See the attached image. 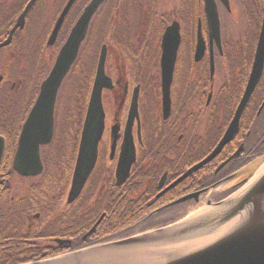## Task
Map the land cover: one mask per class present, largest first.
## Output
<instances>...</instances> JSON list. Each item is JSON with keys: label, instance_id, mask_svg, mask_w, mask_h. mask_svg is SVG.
Listing matches in <instances>:
<instances>
[{"label": "flooded vegetation", "instance_id": "obj_1", "mask_svg": "<svg viewBox=\"0 0 264 264\" xmlns=\"http://www.w3.org/2000/svg\"><path fill=\"white\" fill-rule=\"evenodd\" d=\"M82 1L76 0L67 17L68 20L72 18L78 8L76 17L72 18L73 23L66 28V19V25H63L61 32L65 31L66 36L91 0L83 3ZM109 1L105 0L97 16ZM111 1L114 4L113 12L117 10L115 17L112 16L113 20L135 22L132 30H128L129 34L133 31L134 35L145 38L150 35L154 21L164 20L169 24L164 29L160 28L163 37L167 28L176 22L180 27L181 46L171 86L170 113L167 116L164 113L161 73L156 84L150 77L153 58L150 57V63H147L139 55L133 56L138 66L134 76L140 82L131 89L129 73L124 64L126 60L123 52L119 51L121 54L117 61L123 65L120 70L117 69L118 77L113 79L114 88L110 90L115 92L117 107L110 120L106 113V127L99 147V159L105 158L106 164L114 166L116 171L121 148L128 133L129 114L135 102L137 113L130 133L136 146L137 159L139 160V152L151 145H158L163 149L159 159L148 157L146 153L147 159L141 169L151 177L146 179L140 194H146L148 199L153 197L158 201L157 211L167 207L174 197L182 198L202 193L198 198L194 197L177 206L183 211L198 207L202 199L209 194L208 191L214 188L205 203L223 200L249 179L243 176L250 162L264 155V68L231 141L208 164L189 174L176 186H172L213 154L235 118L249 84L264 29V0H208L211 4L209 7L213 5V40L210 39L208 24L212 13L207 10V0H177L174 2L177 4L171 8L165 7L166 0ZM18 5L14 6L15 9ZM6 6L5 0H0V9ZM18 11L20 14L22 9L16 10L15 14ZM0 15V29H6L2 32L3 34L6 31L3 37L5 39L15 26L16 19H8V15L4 13ZM217 20L219 39L215 29ZM24 30L16 31L11 46L17 41H22L20 32ZM200 33L205 41V48L202 50L198 48ZM185 39L186 46H183ZM118 43L129 48L123 41ZM147 45L153 49L150 44ZM108 47L111 49V46ZM108 61L109 49L107 63ZM236 154L238 155L235 157ZM230 159L232 160L227 163ZM225 163L227 164L223 166ZM234 180L237 181L236 184L225 186ZM154 181L156 185L151 192ZM218 193L223 198L219 199ZM54 198L58 199L56 207L60 211L66 210L64 204H60L59 197Z\"/></svg>", "mask_w": 264, "mask_h": 264}, {"label": "water", "instance_id": "obj_2", "mask_svg": "<svg viewBox=\"0 0 264 264\" xmlns=\"http://www.w3.org/2000/svg\"><path fill=\"white\" fill-rule=\"evenodd\" d=\"M37 1L31 0L29 2L25 11L19 17L15 28L11 31L9 38L5 42L0 43V48L9 45L13 33L19 27L23 28L26 16ZM75 1L70 0L64 8L52 32L49 45L55 44L64 20ZM103 2L104 0H92L86 7L61 48L49 75L40 86L39 96L23 125L13 160L12 168L20 176L33 177L43 172L40 147L50 144L53 139L55 105L60 88L79 55L80 47L88 34L92 18ZM209 5L211 4L207 0V10L212 13L208 24L210 28V39L213 40V5L212 7H209ZM215 24L216 35L219 39V21H215ZM180 43V27L175 22L166 30L162 38L161 76L164 113L166 116L170 113L171 86ZM198 48L200 50L205 48V41L201 33L198 38ZM106 56L107 49L103 47L84 121L79 153L68 195V204L74 203L80 197L97 163L98 147L105 129L102 93L104 88H112L113 86L111 79L105 74ZM263 67L264 29L260 37L255 63L244 98L221 144L212 155L191 169L190 172L186 173L173 186L189 174L209 163L231 141L238 130L240 117L261 78ZM136 113L137 107L135 102H133L127 124L128 133L121 148L116 170L118 186L123 185L127 181L131 168L136 162V149L130 133ZM4 153L5 139L0 136V167ZM197 195L187 196L173 204L185 202L192 196ZM223 206L226 207L222 209ZM215 208L220 209L218 217H213V214L198 218L194 217L195 220L193 218L191 221H187V223H181L180 226L178 224L159 229L150 234L134 236L109 244L83 249L68 255L26 264H264V170L258 173L238 194L215 205ZM243 214L245 216L241 222L233 224L235 226L230 230L224 231L223 234L213 238V231L215 229H223L225 227L224 225L230 224L232 220L233 222L239 221L238 216ZM101 220L102 218L96 226H98ZM95 229L96 227L86 236L93 233ZM174 230L176 231L174 232ZM175 237L187 238V240L181 243L198 240L201 243L185 251H179L177 247L181 243L173 244L174 246L169 245L170 239H174ZM207 238L209 240L205 241ZM159 239L167 241V245L161 247L162 249H155L156 251H160L159 253H148V250H141V248L132 249L133 247ZM64 242L69 243L68 241H59L61 244ZM165 247L170 248L164 251ZM171 247L175 250L170 251L169 249ZM98 250L107 251L97 255L95 252ZM142 258L145 260H141Z\"/></svg>", "mask_w": 264, "mask_h": 264}, {"label": "rangeland", "instance_id": "obj_3", "mask_svg": "<svg viewBox=\"0 0 264 264\" xmlns=\"http://www.w3.org/2000/svg\"><path fill=\"white\" fill-rule=\"evenodd\" d=\"M66 1L67 0H41L35 10L31 13L27 21L25 30L23 32H20V34H22V41L20 43L19 41H17L10 48L0 52V107H2L1 110L5 108V111H11L14 115L13 120L17 122H19V120L24 116L25 109L29 101L33 96L35 97L36 93L39 91L40 84L53 66L54 59L56 58L59 47L62 44L61 42H58L57 46H54L53 48H47L46 45L54 22L57 19ZM85 1L86 0H83L82 3ZM166 1L167 2L165 7L170 6L171 8L174 4H177L174 3L177 0ZM5 2L7 3V6L4 9H0V11H2L4 15H8L9 19L13 17V13L15 10L14 6H17L20 3L18 5V8L21 9L25 5L24 2L22 3V0H5ZM113 5V1L110 0L101 14L95 18L92 24L91 33L81 50L78 66L73 70L71 78L67 79L65 84L61 88L56 103V140L54 139V144L43 149V157L45 160H48L52 156L53 149H58L60 151H63L65 149L62 153L55 157V160L61 162H66L67 159H71V157L74 160L75 156H77L81 130L87 108V99L91 91L92 82L89 81L87 85L89 87L88 91L84 94H82L84 92V89H81L84 85L83 82L86 81L87 75L89 74L90 78L92 75H95L102 45L108 44L109 46H111L106 72L113 79H116L118 77L117 69L119 68L120 70V67H122L123 65H121L120 62L117 61L120 54L123 52L122 54L126 60L124 64L127 68V72L129 73L130 85L132 86L131 89L136 83L140 82L134 76L135 72L138 70V66L133 60V56L135 55H139L140 58L147 61V63H150V57L153 58V61H151V65H153V67H150V77L151 81H153L154 84H156V82H159L158 79L160 78V58L162 52L160 42L162 37L161 35L163 33L160 28L164 29L169 23H166L167 21L164 20L158 22L154 21L153 29L150 35L146 36L145 38L143 36L139 37L137 34L134 35L133 31L131 34H129L128 30H132V25H134L135 22L128 21L125 23L113 20L112 16L115 17V15L117 14V10L116 12H113ZM18 13L19 11L14 15L12 20L18 17ZM77 13L78 8L75 10V13L71 17H76ZM72 18L68 20L66 28H68V26L73 23ZM1 19L2 15H0V21ZM4 30L6 29H0V39L3 38L6 34V31L2 34ZM235 35L237 37L238 33H236ZM62 38H66L65 31L62 33L61 39ZM122 41L125 44L129 45V48L126 47V45L122 46L118 43H121ZM186 42L187 40L185 39L183 46H186ZM147 43L150 44L153 49H151L147 45ZM151 51L152 53H150ZM28 69L29 73L25 75L24 72ZM35 81L37 84L35 83ZM103 102L105 111L108 115V119L110 120L117 107L115 103V92L106 90L104 93ZM5 111L1 114L6 113ZM105 160V158L104 160H100L94 176L99 175L100 177V175H102V179H106L110 176L111 178L112 176L114 177L115 167L112 165H107ZM70 165V168L74 166L73 163H71ZM263 165L264 156L258 159L256 158L255 160L251 161L250 164L246 167V173L243 177L252 176ZM102 168L104 169V172H101ZM93 180L95 179L93 178ZM98 180L99 184H101L100 178ZM35 181L36 180L16 179L14 182L15 187L11 196L15 198V200H18L19 198H21L20 196H23L27 192L28 187L32 186ZM236 183L237 181L234 180L231 183L229 182L225 186L228 185L227 187H229L232 186V184L234 185ZM99 191L100 190H98L97 187L91 200L94 201L98 197ZM219 194L220 193H218V195ZM204 202L205 199H202V209L195 210L193 213H191L192 215H190H196L199 211L207 209L206 203ZM181 215V209L170 208L164 213L160 214V216L158 217V221L146 222L145 224L137 227L136 232L143 231L148 228L159 227L161 224H165L168 221L179 219ZM191 219L193 218H186L184 220V223H187V221H191ZM193 220H195V218ZM178 224L180 226L181 222ZM176 230H174V232ZM185 240H187V238L175 237L174 239H170L169 245H175L178 243L180 244ZM166 245L167 241L159 239L144 245L133 247L132 249L141 248V250L145 249L151 251L152 248H161ZM169 250L174 251L175 249L171 247V249ZM106 251L107 250H98L95 253L99 255V253L102 254V252ZM152 251H154L155 253L156 250ZM141 260L145 259L142 258Z\"/></svg>", "mask_w": 264, "mask_h": 264}, {"label": "trees", "instance_id": "obj_4", "mask_svg": "<svg viewBox=\"0 0 264 264\" xmlns=\"http://www.w3.org/2000/svg\"><path fill=\"white\" fill-rule=\"evenodd\" d=\"M1 108L0 135L7 140V150L0 170V264L36 262L103 243L110 237L141 223L159 208L153 197L148 199L146 194H140L143 182L151 177L141 169L143 161L140 160L125 185L119 188L113 181L108 184L106 182L107 188L98 194L99 200L92 206L90 201L97 189L96 184L92 186L93 179L89 181L79 201L68 212L60 214V210L56 207L58 199L54 197H59L60 204L65 198L71 175L69 166L72 162L61 164V166L66 165L62 174L64 180L57 176L55 180L54 174L50 172L49 178L41 182L38 189L30 188L31 196L25 200H15L11 196L13 190L11 160L20 125L12 119L11 111ZM4 111L6 113L1 114ZM161 148L158 145H151L143 154L148 153V157L159 159L163 153ZM143 156L141 155V158ZM155 185L156 182L151 192ZM56 189L58 193L55 196ZM39 193L42 195L38 196L41 198L40 204H36L31 197ZM38 212L42 214L41 219L31 220V215ZM103 214L105 217L95 232L86 240H82ZM28 223H34L31 230H28ZM49 238L71 239L72 244L61 248L41 243L42 240Z\"/></svg>", "mask_w": 264, "mask_h": 264}, {"label": "bare ground", "instance_id": "obj_5", "mask_svg": "<svg viewBox=\"0 0 264 264\" xmlns=\"http://www.w3.org/2000/svg\"><path fill=\"white\" fill-rule=\"evenodd\" d=\"M263 170H264V166L261 168L259 173H261ZM224 207H226V206H223L222 209ZM219 210L220 209H217V208H214V207L213 208L207 207V209H203V210L199 211L196 215H193L191 218L202 217V216H206L208 214H213V217H218L219 216V213H218ZM244 216H245L244 214L238 216L239 221L233 222V220H232L233 223L231 222L230 224H225L224 225L225 227L223 229H221V230L220 229H215L213 231L214 232L213 238L218 236V235H220V234H223L224 231L230 230L233 226H235L233 224L241 222L243 220ZM208 240L209 239L207 238L205 241H208ZM200 243H201L200 240L184 242V243H181L180 245H178L177 248H179V251H185V250H187L190 247L198 246ZM168 248L169 247L164 248V251L168 250Z\"/></svg>", "mask_w": 264, "mask_h": 264}]
</instances>
